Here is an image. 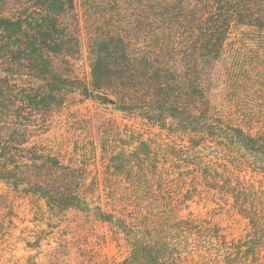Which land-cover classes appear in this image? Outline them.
<instances>
[{
	"label": "trees",
	"instance_id": "16d2710c",
	"mask_svg": "<svg viewBox=\"0 0 264 264\" xmlns=\"http://www.w3.org/2000/svg\"><path fill=\"white\" fill-rule=\"evenodd\" d=\"M83 56L88 79L72 73ZM28 63L37 83L30 90L20 86ZM263 88L264 0H0V180L55 203L76 201L62 190L66 184L56 192L52 183L28 180L39 150L20 111L28 101L47 114L67 92L79 91L152 124L196 134L197 142L189 138L171 155L172 167L183 163L187 171L186 192L217 190L246 216L242 167L264 156ZM176 167L179 174L181 164ZM166 169L172 185L178 177ZM97 209L99 219L135 246L160 248L150 264H264V253L249 240L228 239L192 214L174 218L162 235ZM258 214L251 218L257 225Z\"/></svg>",
	"mask_w": 264,
	"mask_h": 264
},
{
	"label": "rangeland",
	"instance_id": "374dc122",
	"mask_svg": "<svg viewBox=\"0 0 264 264\" xmlns=\"http://www.w3.org/2000/svg\"><path fill=\"white\" fill-rule=\"evenodd\" d=\"M49 60L66 74L57 57ZM26 65L20 86L30 90L37 83L31 65ZM74 67L72 73L89 78L84 56ZM42 108L28 101L21 105L20 112L30 123L27 138L39 150L28 180L52 183L55 191L66 184L62 190L76 201L55 203L33 188H14L0 180V264H150L156 251L161 256L160 248L137 247L110 222L99 219L98 206L99 211L134 220L145 232L162 235L174 218L192 214L199 222L215 224L228 239H247L251 248L264 253V156L249 158L242 167L247 181L243 216L231 206L233 199L224 203L217 190L186 192L182 181L187 171L183 163L172 167L171 155L180 154L178 149L187 146L189 138L197 142L196 134L189 137L178 126L152 124L79 91L67 92L47 114ZM166 168L178 177L172 185L166 182ZM182 195L190 199L184 203ZM257 212L258 225L251 219Z\"/></svg>",
	"mask_w": 264,
	"mask_h": 264
},
{
	"label": "water",
	"instance_id": "95a60500",
	"mask_svg": "<svg viewBox=\"0 0 264 264\" xmlns=\"http://www.w3.org/2000/svg\"><path fill=\"white\" fill-rule=\"evenodd\" d=\"M110 103H113V101H112V100H110Z\"/></svg>",
	"mask_w": 264,
	"mask_h": 264
}]
</instances>
